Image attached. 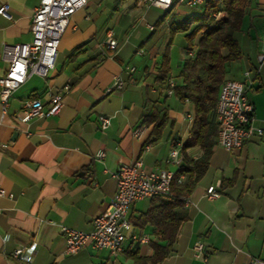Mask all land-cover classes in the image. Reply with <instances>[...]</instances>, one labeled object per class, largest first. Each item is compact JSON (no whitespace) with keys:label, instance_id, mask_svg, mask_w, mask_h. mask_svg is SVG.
<instances>
[{"label":"crops","instance_id":"1","mask_svg":"<svg viewBox=\"0 0 264 264\" xmlns=\"http://www.w3.org/2000/svg\"><path fill=\"white\" fill-rule=\"evenodd\" d=\"M120 1L87 0L69 18L53 70L46 77L28 76L12 93L2 118L0 106V186L11 194L0 197V264H133L135 257L151 256L154 244L166 243L143 221L151 199L133 202L127 214L131 232L147 241L127 237L117 255L88 244L67 254L61 233L63 226L92 230L93 219L114 195L120 164L140 159L146 169L176 171L179 167L164 160L190 135L192 104L166 95L155 80L163 53L179 33L171 34L170 24L182 22L190 7L168 18L170 10L140 0ZM4 4L10 17L0 14V76L7 68L3 45L31 41L38 0H0ZM233 37L241 55L227 63L225 80L246 85L252 125L264 129V61L258 60L264 54V0H250ZM108 38L117 41L115 49L106 46ZM184 56L182 47L179 70ZM178 69L171 75L177 83ZM116 77L121 88L113 86ZM65 85L69 88L57 114L22 119L25 101L39 98L46 108L50 95ZM162 109L167 122L154 137L143 115ZM100 116L110 117L106 129L100 128ZM98 151L103 159L96 158ZM180 151L186 160L202 154L198 144ZM209 186L215 187L216 196L205 195ZM188 198L171 250L157 264H250L264 259V134L231 151L215 140L208 166ZM197 242L203 247L198 257ZM30 244L35 248L22 259L13 257L16 247Z\"/></svg>","mask_w":264,"mask_h":264},{"label":"built area","instance_id":"2","mask_svg":"<svg viewBox=\"0 0 264 264\" xmlns=\"http://www.w3.org/2000/svg\"><path fill=\"white\" fill-rule=\"evenodd\" d=\"M147 6H154L162 10H170L174 0H140ZM205 0H176L177 5L187 7H200ZM87 0H38L34 9L31 23V41L27 43L4 44L2 57L7 62V68L0 76V106L1 118L5 115L9 98L12 93L22 85L28 76L35 74L46 77L54 68L60 38L68 24L69 18L77 10L85 7ZM0 14L10 17L8 6H0ZM152 28V26H149ZM106 46L109 49L117 47V41L108 38ZM192 51L188 52L191 55ZM264 61V54L258 57ZM246 76L248 72L244 73ZM123 82L116 77L114 87L121 88ZM166 94H172L174 80L169 79ZM69 85L53 92L45 108L39 98L25 101L22 109V119L27 121L31 117H42L57 114L62 107L63 93ZM253 105L246 96V85L237 80H225L219 89L214 108V120L218 125L216 142L227 151L239 149L246 139L261 137L264 129L252 125ZM100 128L106 129L110 125V117L100 116ZM138 134V129L133 131ZM147 148V146L145 147ZM179 147L170 149L164 160L167 164L179 167L183 156ZM96 158L103 159V151L96 153ZM177 171V170H176ZM169 169H146L140 159L128 164H120L114 173L116 190L105 210L97 215L92 222L90 231H80L63 226L61 233L65 238V253L74 254L84 245L94 249H107L111 254L117 255L123 251V243L127 237L133 240L147 241L146 236L137 237L131 232V224L127 218L129 206L139 200L153 197H164L171 194V185L180 183L185 175L177 174ZM207 197L217 195L215 187L206 189ZM11 196L0 186V197ZM184 206L189 204V198H181ZM34 244L16 247L12 255L22 259L26 250H33ZM202 244L194 245L195 255L201 256ZM250 264H264V259H253Z\"/></svg>","mask_w":264,"mask_h":264},{"label":"trees","instance_id":"3","mask_svg":"<svg viewBox=\"0 0 264 264\" xmlns=\"http://www.w3.org/2000/svg\"><path fill=\"white\" fill-rule=\"evenodd\" d=\"M250 0H205L196 13L189 12L182 22H171V34L182 32L186 40L177 83L170 74L168 47L159 62L155 80L160 90L166 91L169 79L174 80L172 94L180 101H189L193 107V122L189 138L181 150L199 145L202 154L196 160L183 158L177 174L183 173L180 183L171 185V194L151 198L143 221L152 224L165 244H154L149 257H135L133 264H157L171 250L178 226L184 219L181 198L189 197L195 183L204 174L211 148L216 140L218 125L214 108L221 84L225 81L226 65L241 55L233 33L240 30L242 18ZM169 11V10H167ZM192 51L191 55L188 52ZM166 93V92H165ZM167 95V94H166ZM143 123L152 125V134L158 137L166 122V111L152 110L143 115Z\"/></svg>","mask_w":264,"mask_h":264},{"label":"rangeland","instance_id":"4","mask_svg":"<svg viewBox=\"0 0 264 264\" xmlns=\"http://www.w3.org/2000/svg\"><path fill=\"white\" fill-rule=\"evenodd\" d=\"M114 1L115 0H106V2L111 4V5H113ZM122 2H123V0H121L119 3H122ZM179 9L185 10L187 8L184 5H177L176 0H174L170 11L166 14V17L170 18L172 16V14L176 13L177 10H179ZM195 9H198V8L192 7L188 10L194 14V13H196ZM160 13H163V11H160ZM185 45H186V40H185L182 32L176 33L169 43L168 55L170 56L169 66H170V74L171 75H173L177 72V69H178L177 64H178V60H179V56H180V51H181L182 47H185Z\"/></svg>","mask_w":264,"mask_h":264}]
</instances>
